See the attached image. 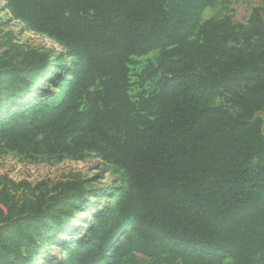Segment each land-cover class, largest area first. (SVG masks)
Wrapping results in <instances>:
<instances>
[{
    "label": "trees",
    "instance_id": "1",
    "mask_svg": "<svg viewBox=\"0 0 264 264\" xmlns=\"http://www.w3.org/2000/svg\"><path fill=\"white\" fill-rule=\"evenodd\" d=\"M234 1L5 0L12 19L64 52L1 32V150L94 153L120 172V187L84 239L69 238L66 256L50 259L47 246L74 230L95 190L84 179L49 186L1 175L0 264H133L136 254L264 264V120L255 115L264 108V0L243 31L253 49L228 45L243 29ZM215 6L223 14L202 20ZM151 53L133 82L135 58ZM19 189L38 193L18 201Z\"/></svg>",
    "mask_w": 264,
    "mask_h": 264
},
{
    "label": "rangeland",
    "instance_id": "2",
    "mask_svg": "<svg viewBox=\"0 0 264 264\" xmlns=\"http://www.w3.org/2000/svg\"><path fill=\"white\" fill-rule=\"evenodd\" d=\"M261 2L259 0H237L232 2L231 8L233 9V23L236 25H242L243 29L241 34L235 41H229V47L245 46L248 49L256 47L254 38H250L246 41V35L244 30L247 25L248 18L252 9L259 8ZM220 6L212 8H206L202 13V20L210 17L222 15ZM259 19L264 23V12L259 11ZM11 30L14 33V40L23 43L29 48H37L43 51L50 52L51 54H58L64 52V49L56 43L54 40L49 39L43 35L30 31L26 26L18 20L12 19L9 11L6 9L5 0H0V54L5 50V45L1 41V32ZM155 53H151L146 57H137L138 63L132 65L131 80L136 81V74H138L145 62L148 59H153ZM58 71H55L57 74ZM51 82L44 85L45 88H50ZM148 88V84L145 85ZM136 83L131 88L130 94L134 95L137 92ZM228 95L220 97L216 100L219 104L226 103ZM256 116L261 117L264 120V108L255 112ZM1 147V145H0ZM6 175L12 178L14 181L25 180L32 185L38 181L44 180L49 186L56 181L64 180L68 178L84 179L87 184L95 190L89 199L88 204H84L81 209L76 210L73 217L74 230H69L59 236V239L54 243L49 244L46 248L47 258H52L53 253H60L59 257H65L68 248L65 243L69 238L74 240H83L86 232L85 229L89 221L93 216L103 210L110 202V197L115 193V189L120 187V172L117 171L110 164L102 162L94 153H84L81 157H64L57 159L54 157H48L44 155H35L33 158L20 155L14 151L1 150L0 148V176ZM114 187L113 191L110 187ZM37 190L22 191L19 189L15 191L14 195L18 201L24 197H35ZM76 231H79L77 234ZM74 243V242H73ZM189 253L187 256L190 258L197 257L198 250L186 249ZM230 259L226 258L222 264L229 263ZM190 264H214L209 259L197 258ZM49 262L45 263L48 264ZM133 264H164L159 260H152L144 257L140 254L135 255Z\"/></svg>",
    "mask_w": 264,
    "mask_h": 264
}]
</instances>
